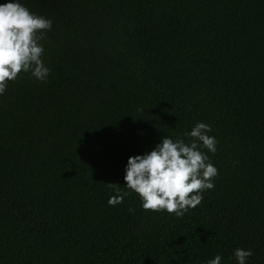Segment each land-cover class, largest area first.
<instances>
[{
    "label": "trees",
    "instance_id": "trees-1",
    "mask_svg": "<svg viewBox=\"0 0 264 264\" xmlns=\"http://www.w3.org/2000/svg\"><path fill=\"white\" fill-rule=\"evenodd\" d=\"M21 3L53 21L51 73L0 95V264H264V0ZM197 122L214 188L181 217L144 210L128 158Z\"/></svg>",
    "mask_w": 264,
    "mask_h": 264
},
{
    "label": "clouds",
    "instance_id": "clouds-1",
    "mask_svg": "<svg viewBox=\"0 0 264 264\" xmlns=\"http://www.w3.org/2000/svg\"><path fill=\"white\" fill-rule=\"evenodd\" d=\"M52 28L51 19L31 12L21 0L0 3V95L21 73L40 82L48 80L51 69L43 59L42 41ZM210 133L208 124L197 122L183 137L165 136L151 151L129 157L124 187L139 196L146 211H166L181 217L196 208L204 191L214 188L218 175L208 155L215 154L218 141ZM129 194L116 188L108 203L121 204ZM252 255L251 249L233 251L236 264H247ZM207 264H222V257L216 255Z\"/></svg>",
    "mask_w": 264,
    "mask_h": 264
}]
</instances>
